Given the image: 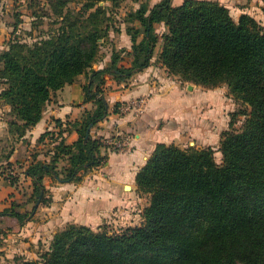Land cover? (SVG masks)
<instances>
[{
	"label": "trees",
	"instance_id": "1",
	"mask_svg": "<svg viewBox=\"0 0 264 264\" xmlns=\"http://www.w3.org/2000/svg\"><path fill=\"white\" fill-rule=\"evenodd\" d=\"M70 1L49 0L60 19L52 33L31 45L8 41L0 50V100L9 108L4 113L9 136L25 140L52 95L81 77L83 101L93 104L76 120H56L57 132L38 138V144L47 139L53 145L48 161L32 153L21 172L31 181V211L14 203L0 211L17 230L37 205H49L44 177L79 183L104 164L101 149L107 145L90 130L108 115L105 77L122 83L148 68L158 43L156 61L170 75L204 88L224 85L248 110L233 114L221 133L220 164L209 147L155 146L135 176L138 193L148 197L137 225L113 231L106 224L96 229L68 224L37 259L17 255L12 264H264V27L246 14L234 19L216 1L184 0L179 6L139 1L129 16L133 25L126 27L130 50L113 49L106 66L94 69L100 40L109 31L105 8L98 5L106 0H84L77 13L64 11ZM156 25L163 27L160 34ZM238 114L244 120L235 127ZM64 131H75L77 139L66 144ZM12 150L6 164L11 165Z\"/></svg>",
	"mask_w": 264,
	"mask_h": 264
},
{
	"label": "crops",
	"instance_id": "2",
	"mask_svg": "<svg viewBox=\"0 0 264 264\" xmlns=\"http://www.w3.org/2000/svg\"><path fill=\"white\" fill-rule=\"evenodd\" d=\"M159 1L152 0L150 2L151 5H154ZM183 1L171 0V4L172 6H179ZM210 1H216L225 6L234 19L246 14L256 21H264V0ZM5 46L6 44H2L0 50L4 49ZM130 46L131 43L128 40L125 45L116 48H126L129 51ZM109 60L110 58L102 62L98 61L93 65V68L101 69L106 66ZM172 77L176 81H171ZM181 82L183 81H180L176 76L170 75L165 67L158 61H153V59L148 68L135 73L125 82L118 83L111 77L106 76L103 94L107 103L108 115L90 130V135L95 139L104 140V142L115 136H125L129 139L128 148L123 152L111 151L108 146L105 149H101V153L106 156L104 164L83 174L79 183H62L52 177H44L43 184L50 197L49 205H39L34 221H26L24 226L16 232L14 231L7 239H4L3 241H5L6 245H0V252L6 250L5 248L8 244L10 250H15L26 242L25 237L32 244L35 241L46 242L48 248L53 236L68 224L84 225L95 229L105 223H118L128 220L129 212L135 210L134 207L141 204L142 201H146L145 198H142L143 195L137 191L135 184L137 172L144 166L158 143L169 144L176 137L182 136V134H179V130L175 128L174 117L176 112L174 110L177 107L176 105L182 104L181 101L185 103L190 101L189 97L192 94L185 95L184 91L181 90ZM84 83L80 85L78 81L74 84L66 85L55 92L54 97H51L41 120L28 129L23 137L28 143V149L30 148L31 151L26 152L23 163L16 164L20 161L17 153L20 148L23 152L26 149L21 145L19 146V142L14 144L15 146L8 162L11 164L15 163L11 167L19 169L17 172H20V175L31 162L32 153H38L37 159L49 160L52 152L47 153V151L52 148L53 143H48L49 141L45 139L44 143L38 144L37 140L46 131L57 132L56 120L61 122L66 120L73 121L78 119L85 110L92 109L93 104L91 102L83 101L82 85ZM183 83L186 84L185 88H189V83ZM140 97H147V102L141 115H134L131 112H115L116 105H121ZM8 110L9 108L6 106L0 111L2 113L0 117V132L13 140V137L8 136L7 124L3 117ZM183 113L184 110H182L181 114ZM63 127L66 129L65 126ZM62 137L66 144H70L77 139V133L75 131H64ZM200 137L202 146L198 145V147H204L206 136L202 134ZM14 139L17 140L16 138ZM5 163L7 162H0V166ZM62 164L63 162L60 163V165ZM22 177L28 184H31L29 178H25L23 175ZM1 184L4 185V181L0 174V188L3 187ZM130 224L132 223L130 222ZM21 239L23 240L21 241ZM15 240L19 242L18 245H15ZM4 255L6 257L9 256L7 253H4ZM18 255L25 257L22 253Z\"/></svg>",
	"mask_w": 264,
	"mask_h": 264
},
{
	"label": "rangeland",
	"instance_id": "3",
	"mask_svg": "<svg viewBox=\"0 0 264 264\" xmlns=\"http://www.w3.org/2000/svg\"><path fill=\"white\" fill-rule=\"evenodd\" d=\"M115 1L116 4H114ZM115 1L106 0L98 4L105 8L106 17H108L107 25L109 26L108 35L100 40L101 47L99 59L101 62L110 58L113 49L119 50L116 47H120L127 43L129 36L126 34V27L133 25L130 23L129 16L139 8L138 2L145 0ZM146 1L152 6L150 2L152 0ZM83 5L84 0H71L64 11L70 10L73 11V13L81 12ZM59 21L60 19L56 17L51 10L49 0H0V46L13 40L31 45L52 33L58 27ZM257 22L264 27V21L258 20ZM135 25L138 26V24ZM162 31L163 27L156 25V32L160 34ZM158 50L159 43L156 45L153 61L157 60ZM123 57H126V55ZM126 60L121 62L120 65L126 66L129 62L128 59ZM78 81L81 85L85 82V79L81 77ZM171 81L176 80L172 77ZM180 85L185 95L192 94V96L189 97L190 101L186 103L181 101L182 104L176 105L177 107L174 110V112H176V116L174 117L176 123L175 128L179 130V134H182V136L176 137L169 144L181 148H186L188 146L198 147V145L202 146L200 136L205 134L206 140H204L203 148H211L214 154V160L216 163L220 164L221 153L219 151V140L221 133L229 129V122L233 114L248 110V108L230 94L228 88L224 85L216 88H204L198 86L194 87V84L189 83V85H192L191 89L185 88L186 84L183 82H181ZM54 94L52 95L53 97ZM4 108H6V106L3 104V101L0 100V111ZM182 110H184L183 114H181ZM1 114L0 112V117ZM233 118L235 127L240 126L244 120V116L239 114L234 115ZM4 135L5 134L0 132V162L4 161L3 159L5 156L9 155L11 148L14 149V144L19 142V146L25 147L26 151L23 152L21 148L19 149L17 157L20 161L16 164L23 163L24 157L27 154L26 152H31L30 148L28 149L26 140L20 141L14 138L11 140ZM12 165H15V163L11 165L5 163L0 166V174L5 185L1 184L3 187L0 188V211L10 206L11 203H14L17 209L29 213L32 206V204L28 202L31 186L23 179L22 175L19 174L20 172H17L19 169L15 167L12 168ZM63 165L64 164L59 165V167L61 168ZM12 178L17 180L13 184H10ZM142 198H145L146 201H142L141 204L134 207L135 210L129 212L130 216L128 220L118 223H105L108 225L109 229L116 231L119 228L137 225L141 219L143 206L148 203L146 199L148 197L146 195H143ZM38 206L39 205H37V208ZM36 210L27 217L28 222L34 221ZM130 222L132 224H130ZM0 231L3 233L0 235V245H6L3 240L7 239L9 235H12L14 231H17V223L13 219L0 218ZM27 239L28 238L25 237L26 242L23 241L24 244L17 248L15 247V250H10L8 244L5 248L6 250L0 252V264H12L13 258L20 253L28 260H35V258L37 259L39 254L47 248L46 242L43 243L38 241V243L35 241L32 244L29 243ZM22 240L23 239H21V241ZM14 242L15 245L19 244L16 240ZM4 253H7L9 256L6 257Z\"/></svg>",
	"mask_w": 264,
	"mask_h": 264
},
{
	"label": "built area",
	"instance_id": "4",
	"mask_svg": "<svg viewBox=\"0 0 264 264\" xmlns=\"http://www.w3.org/2000/svg\"><path fill=\"white\" fill-rule=\"evenodd\" d=\"M147 97H140L131 101L125 102L118 106V112L120 113H133L134 115H141L144 111ZM111 151L123 152L129 146V139L127 137L115 136L109 138L104 142Z\"/></svg>",
	"mask_w": 264,
	"mask_h": 264
},
{
	"label": "water",
	"instance_id": "5",
	"mask_svg": "<svg viewBox=\"0 0 264 264\" xmlns=\"http://www.w3.org/2000/svg\"><path fill=\"white\" fill-rule=\"evenodd\" d=\"M191 88H192V86L190 85V86H189V89H191ZM88 132H89V128H88V131H87V135H88ZM127 188H128V187H127Z\"/></svg>",
	"mask_w": 264,
	"mask_h": 264
}]
</instances>
